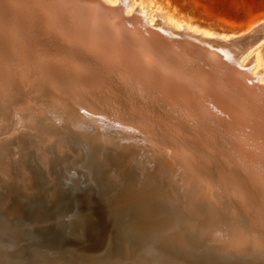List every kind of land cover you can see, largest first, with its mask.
Segmentation results:
<instances>
[{
  "label": "bare ground",
  "instance_id": "1",
  "mask_svg": "<svg viewBox=\"0 0 264 264\" xmlns=\"http://www.w3.org/2000/svg\"><path fill=\"white\" fill-rule=\"evenodd\" d=\"M55 2L71 17L73 3L83 4L88 19L102 30L85 31L71 42L52 17ZM173 21L138 0H0V182L13 176L11 164L22 166L24 136L36 137L33 142L49 164L55 162L48 156L50 146L60 149L66 139L78 138L99 155L102 144L110 143L122 159L139 155L143 185L155 178L157 188L167 179L186 198L191 216L204 210L193 222L182 221L189 215L182 211L174 227L165 228L182 250L193 228L218 251L264 262V69L260 74L246 70L251 54L257 64L254 46L262 40L249 41L248 34L257 24L264 31V19L241 32L247 42L234 49L226 46L237 40L226 41L233 35ZM70 42L80 53L70 50ZM12 146L20 150L12 152ZM13 154L18 157L8 164ZM130 164L122 180L113 182L123 187L129 182L136 166ZM29 175L22 169L24 185ZM15 189L29 211L30 201L42 196ZM44 201L54 215L47 218L51 230L34 227L26 214L15 216L17 223L30 224V237L22 240H37L46 253L76 248L80 259L84 248L78 245L85 241L68 237L84 232L92 240L88 216L97 211L87 205L78 222L70 211L82 203L67 189L53 202ZM157 203L174 209L168 198Z\"/></svg>",
  "mask_w": 264,
  "mask_h": 264
},
{
  "label": "rangeland",
  "instance_id": "2",
  "mask_svg": "<svg viewBox=\"0 0 264 264\" xmlns=\"http://www.w3.org/2000/svg\"><path fill=\"white\" fill-rule=\"evenodd\" d=\"M132 1L135 3L137 2V0ZM138 1H141L147 5L150 10H159L160 13L166 18L171 17V20H174L175 23H188L189 25L204 28L219 35L223 34L230 36L234 35V33H241L250 26L264 19V0ZM263 35L264 31H262V34L256 36L249 33L248 36L251 38L246 35L245 37H241L239 40L237 39L235 43L233 42L226 45L231 49H234L236 47L238 48V46H241V44H245L248 38L249 41H258L262 38V40L254 46L256 47L254 53L258 58L257 64L252 63V54L249 56L251 58L246 65V70L249 69V73H253L257 70L258 72L255 73L260 74L261 70L264 69ZM255 37L258 39L255 40ZM175 56L176 54H173L172 57L182 62L178 55L176 57ZM262 76H264V74H262ZM166 138L169 137L167 136ZM33 139L37 140L36 137L24 136V146L21 148V150L20 148H16L14 146H12L10 149L12 152L17 151V149L21 151V156L18 158V161L20 160L19 162L22 164V166H19L18 168V165L13 166L11 164L12 166L10 165L9 168H11L13 176L7 178L5 181H1L2 183L0 182V237L8 236L16 238L17 240L21 238L28 239L30 237V233L27 232L26 228L30 224H25L23 222L17 223V221L13 219L15 216H21L25 214L28 216V218H32V224L34 227H42V230L45 231L51 230V228L48 226V224H50V220L48 219V221L47 218H53L54 215L53 212L51 213L47 211L48 209L44 200H51L53 202L56 197L60 196L61 190L67 189L71 195L75 196L76 199L82 203L80 208L70 211L72 214L74 213L73 215L78 217H75L78 222L82 221L83 217L86 216V213L88 212L87 205H91V207L97 211L96 215L94 212H92L95 217L90 218V214L88 216V219L93 221V226L89 229V231H91L93 236H95L94 238L92 237V240L89 238L90 241L88 240L87 236H83L85 235L84 232L81 234V236L78 235L80 234V232H78L74 233L75 235L72 234L68 237L71 240H75L76 242H80L82 240L85 241L86 244L78 245V247L80 246L81 249L84 248L81 250V253L83 254L81 257L83 260H80L82 259L81 257L80 259L77 258L78 252L75 250L76 248L69 250L54 249L52 252H50V254L54 256H66V258H73L76 256V258L79 259H76L78 264H92L93 262V264H264L263 261L259 262L258 258L252 260L251 257H245L244 259V255L239 253H231V255L228 253L230 255L229 256L226 251H223L220 248L218 251V248L210 246L209 242H207V244L203 240L201 241L199 234L200 230L198 229L196 230L192 228L191 231L186 232L187 238L185 237V239L187 240L185 245L186 247H184L185 249L182 250L181 246L177 244L178 242H172V240L167 237L164 231L166 227H174V220L177 219L179 213L182 211L184 213L189 212V215L186 218L181 217V219L182 221L184 220L186 222H193L196 219H199L201 216H204V210L202 209L200 214L191 216L190 213L192 212V209L187 205L186 198L183 197L178 190H175L173 187L171 188L170 185H167L169 184L167 179H161L159 182L160 184L157 185V188H153V185L156 184L155 178L148 182L146 181L147 185H143L145 184V180L142 179L143 176L141 177L140 173L138 172L140 159L138 154H129L127 155V159H122L118 153L115 154L112 150H110V143H107L106 145V142H104L105 145L102 144L100 153L101 155H99L98 153H93L92 149H87L85 145L79 142L80 140L78 138H73L70 140L66 139L65 144H63L64 142L60 144H63L62 147L64 148H55L56 146L54 144L50 146L48 156L53 157L56 163L54 162L53 164H49L45 155H43V153L40 152V149L36 147ZM45 144L47 145V143H44V145ZM23 148L24 150H22ZM13 155L8 157V164L12 162L11 160L14 161V158L16 159V157H18L15 155L13 157ZM41 159L43 162H40ZM125 162L129 164L131 163L133 167L134 165L136 166L131 169L132 176L130 175L129 182L126 181L127 184L123 187V184L125 183L121 182L122 184H118L113 181L115 179V181L122 180L120 177H122V173L126 168ZM131 164L130 166L128 165V167H131ZM22 169L29 172L30 174V178L28 177L29 184H23V179H21ZM19 173H21L20 176ZM151 173V176H158V173L155 171H152ZM89 179H93L94 181H90ZM139 180L142 184L138 182ZM129 183L132 185L130 186ZM15 188L19 190L23 188L22 190H25L24 192L27 194L33 192V195H36L35 193L39 195L40 193L42 195H40L41 201L40 198L31 200L30 209L32 210L29 211L27 205L24 203L25 201L16 198L18 195L14 192V190H16ZM169 188L171 189L170 192ZM144 189H146V191H144L146 193L141 192V190L143 191ZM175 193H177V195L179 194V196H177ZM146 196H148V200ZM166 198L171 201L170 204L174 209H163L157 203H160L162 200H166ZM70 212H67L68 215ZM48 213L51 214L47 216ZM96 219L101 223L100 228L95 222ZM195 231H197V236ZM68 238L66 239L68 240ZM165 250L168 251L166 252ZM220 254L223 256L221 257ZM85 256H88V258ZM213 256L215 258H213ZM224 256L227 259H225ZM218 257L221 258V261Z\"/></svg>",
  "mask_w": 264,
  "mask_h": 264
},
{
  "label": "water",
  "instance_id": "3",
  "mask_svg": "<svg viewBox=\"0 0 264 264\" xmlns=\"http://www.w3.org/2000/svg\"><path fill=\"white\" fill-rule=\"evenodd\" d=\"M72 5V4H71ZM54 8H56L55 14H52V17L58 18L62 23V27L67 31L70 36V41L72 42L73 38H80V35L85 31L95 30L99 31L102 28H99L96 23L88 19L86 8L83 4L72 5V14L71 17L64 7L60 6L58 2L54 3ZM104 27V26H102ZM38 32L37 28L35 29ZM100 32V31H99ZM251 35H260L262 34L261 29H259V24L255 25L251 32ZM243 34L234 33L226 41H235L242 37ZM70 42V50L73 53H80V50ZM59 43V41H56ZM61 43V42H60ZM59 43V44H60ZM96 215V212H95ZM95 222L97 226H101V223L96 219ZM36 234H34L35 236ZM95 236V235H94ZM93 236V238H94ZM23 238L17 240L13 237H0V264H76V257L66 258V256H54L50 253L42 251L41 246L37 243V240L25 241ZM59 247V246H58Z\"/></svg>",
  "mask_w": 264,
  "mask_h": 264
}]
</instances>
